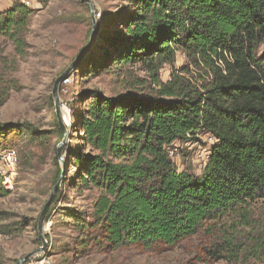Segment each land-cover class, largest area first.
Wrapping results in <instances>:
<instances>
[{"label":"trees","instance_id":"obj_1","mask_svg":"<svg viewBox=\"0 0 264 264\" xmlns=\"http://www.w3.org/2000/svg\"><path fill=\"white\" fill-rule=\"evenodd\" d=\"M128 1L133 7L113 20L119 29L97 33L101 56L92 47L78 65H89L91 73L138 66L157 89L90 93L80 126L91 152L73 156L81 186L99 196L94 222L72 214L75 226L83 234L91 229V241L102 249L134 245L161 252L206 228L215 239L205 250L209 256L240 259L248 248L264 253V226L254 215L264 202V0ZM33 15L20 0L0 13V35L20 56L27 53ZM179 53L188 64L162 81L161 70ZM200 133L214 139L202 174L180 171L169 147ZM25 138L44 146L61 143L64 132L58 120L52 132L0 124L2 149Z\"/></svg>","mask_w":264,"mask_h":264},{"label":"rangeland","instance_id":"obj_2","mask_svg":"<svg viewBox=\"0 0 264 264\" xmlns=\"http://www.w3.org/2000/svg\"><path fill=\"white\" fill-rule=\"evenodd\" d=\"M14 2L0 0V13ZM90 2L49 0L43 4L28 0L26 6L34 15L25 38V56L17 53L12 40L0 35V97L4 99L0 124L30 123L41 131H54L58 117L53 90L61 78L57 98L66 129L61 143L52 139L44 146H31L25 138L8 146L18 151L21 165L14 190L0 195V264H17L25 257L22 264H264V253L256 256L250 248L240 259H231L226 253L209 256L205 250L212 248L214 238L207 235L206 228L172 249L156 252L134 245L102 249L91 241V229L83 234L75 226L78 218L72 214L94 222L93 204L99 196L98 190L81 186L73 156V151L91 152L83 146L80 126L90 93L99 91L115 97L129 92L150 94L157 89L149 74L138 66L91 73L94 70L89 65L80 66L79 61L73 64L90 40L92 13L96 23L92 47L98 58L102 53L98 47L103 46L98 31L119 29L113 22L114 18L118 21L115 16L133 7L128 0ZM187 64L179 53L173 66L161 70L162 81H168L174 70ZM213 144L211 136L200 133L196 140L175 142L168 152L180 171L201 175ZM56 186L53 199L58 195L57 201L52 200L39 230L41 213ZM254 215L264 226V202L255 207ZM9 226H14L11 233L7 232ZM222 227L218 225L216 230ZM85 239L84 247L81 241Z\"/></svg>","mask_w":264,"mask_h":264},{"label":"built area","instance_id":"obj_3","mask_svg":"<svg viewBox=\"0 0 264 264\" xmlns=\"http://www.w3.org/2000/svg\"><path fill=\"white\" fill-rule=\"evenodd\" d=\"M28 0H23L26 5ZM20 156L15 149L0 148V183L8 192L14 190L19 174Z\"/></svg>","mask_w":264,"mask_h":264},{"label":"water","instance_id":"obj_4","mask_svg":"<svg viewBox=\"0 0 264 264\" xmlns=\"http://www.w3.org/2000/svg\"><path fill=\"white\" fill-rule=\"evenodd\" d=\"M83 1L88 3L89 5H91L90 0H83ZM94 18H95L94 14L92 13L93 29H92V32H91V35H90V40H89L87 46L80 52L78 57L75 59L73 64H75L78 61H80L83 58V56L87 53V51L92 48V46L94 44L95 33H96V23H95V19ZM61 80H62L61 78L56 80L55 86H54V90H53V96L56 99V114H57L59 123H60V125L62 127V130L64 132V139H65L66 138V129H65V127H63L62 122H61L60 107L58 106V98H57L58 87H59V83L61 82ZM59 148H61V146H59ZM56 189H57V186L53 189L52 194L50 195L47 203L45 204V206L43 208V211H42L40 219H39V230H41L42 220H43L44 216L46 215V213H47V211H48V209H49V207H50V205L52 203V200H53V197H54V192H55ZM26 259H27V257H25L24 259L19 261L17 264H22V262H24Z\"/></svg>","mask_w":264,"mask_h":264}]
</instances>
